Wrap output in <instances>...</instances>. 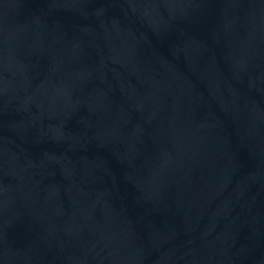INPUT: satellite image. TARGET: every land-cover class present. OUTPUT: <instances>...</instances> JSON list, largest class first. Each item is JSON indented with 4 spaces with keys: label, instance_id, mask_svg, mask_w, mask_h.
Here are the masks:
<instances>
[{
    "label": "water",
    "instance_id": "obj_1",
    "mask_svg": "<svg viewBox=\"0 0 264 264\" xmlns=\"http://www.w3.org/2000/svg\"><path fill=\"white\" fill-rule=\"evenodd\" d=\"M0 264H264V0H0Z\"/></svg>",
    "mask_w": 264,
    "mask_h": 264
}]
</instances>
